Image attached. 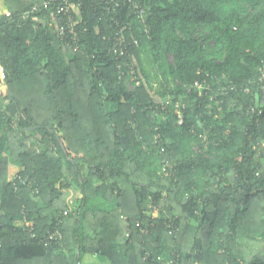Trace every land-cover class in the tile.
I'll return each mask as SVG.
<instances>
[{
	"label": "trees",
	"instance_id": "trees-1",
	"mask_svg": "<svg viewBox=\"0 0 264 264\" xmlns=\"http://www.w3.org/2000/svg\"><path fill=\"white\" fill-rule=\"evenodd\" d=\"M0 1V264H264V0Z\"/></svg>",
	"mask_w": 264,
	"mask_h": 264
},
{
	"label": "built area",
	"instance_id": "built-area-1",
	"mask_svg": "<svg viewBox=\"0 0 264 264\" xmlns=\"http://www.w3.org/2000/svg\"><path fill=\"white\" fill-rule=\"evenodd\" d=\"M61 1H62V4L58 5L54 11L55 16L53 18V23H54L55 30L62 37H66L68 34H72L73 38L77 40L79 36H78V33L76 32L77 31L76 28L79 24V19L77 17V14L75 15L74 13V11L78 9L77 5L70 4V0H45L43 1V6L45 8H48L50 7L52 2H61ZM98 2H99L100 9L110 14L112 13L115 14L118 8L120 7V3L116 2L115 0H99ZM128 2L131 3L132 1L128 0ZM34 10H36V7L34 8ZM79 12L80 10H78V13ZM8 15H10V13H8ZM124 43H125V40L123 39V37L117 36L112 46L114 53H117L118 49H120V45H123ZM119 68L121 67L119 66ZM262 80H264V76L262 77ZM198 86L201 88L200 85ZM245 91L247 93L250 92L248 88ZM252 109L254 110V107H252ZM127 236H130V233ZM55 237H56V233L51 236V240H53ZM146 259L147 257H145V260ZM173 263L174 262H169L167 264H173Z\"/></svg>",
	"mask_w": 264,
	"mask_h": 264
},
{
	"label": "rangeland",
	"instance_id": "rangeland-1",
	"mask_svg": "<svg viewBox=\"0 0 264 264\" xmlns=\"http://www.w3.org/2000/svg\"><path fill=\"white\" fill-rule=\"evenodd\" d=\"M6 11L5 6L3 4V1H0V13H4ZM21 168L18 165L9 164L8 166V179L10 181H13V178L19 173ZM68 196H71L68 195ZM68 201H71V198L68 199ZM81 264H110V262L104 258L101 255L98 254H92V253H84L82 255V262Z\"/></svg>",
	"mask_w": 264,
	"mask_h": 264
},
{
	"label": "crops",
	"instance_id": "crops-1",
	"mask_svg": "<svg viewBox=\"0 0 264 264\" xmlns=\"http://www.w3.org/2000/svg\"><path fill=\"white\" fill-rule=\"evenodd\" d=\"M8 166H9V165H8ZM9 181H10V180H9ZM18 225H19V226H22V222H19Z\"/></svg>",
	"mask_w": 264,
	"mask_h": 264
}]
</instances>
